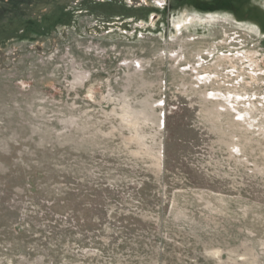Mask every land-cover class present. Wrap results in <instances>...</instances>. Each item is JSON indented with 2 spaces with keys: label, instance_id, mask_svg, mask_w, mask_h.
<instances>
[{
  "label": "rangeland",
  "instance_id": "1",
  "mask_svg": "<svg viewBox=\"0 0 264 264\" xmlns=\"http://www.w3.org/2000/svg\"><path fill=\"white\" fill-rule=\"evenodd\" d=\"M0 264H264V0H0Z\"/></svg>",
  "mask_w": 264,
  "mask_h": 264
}]
</instances>
